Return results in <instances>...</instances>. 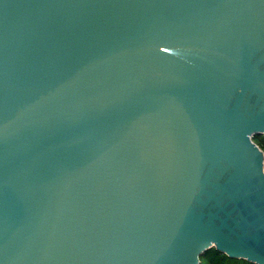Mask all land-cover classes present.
Instances as JSON below:
<instances>
[{
	"label": "water",
	"instance_id": "1",
	"mask_svg": "<svg viewBox=\"0 0 264 264\" xmlns=\"http://www.w3.org/2000/svg\"><path fill=\"white\" fill-rule=\"evenodd\" d=\"M264 0H0V264H264Z\"/></svg>",
	"mask_w": 264,
	"mask_h": 264
},
{
	"label": "trees",
	"instance_id": "2",
	"mask_svg": "<svg viewBox=\"0 0 264 264\" xmlns=\"http://www.w3.org/2000/svg\"><path fill=\"white\" fill-rule=\"evenodd\" d=\"M253 140L264 151V135L258 134L253 137ZM200 264H257L242 258H232L227 254L219 251L215 246L205 251L201 256Z\"/></svg>",
	"mask_w": 264,
	"mask_h": 264
}]
</instances>
